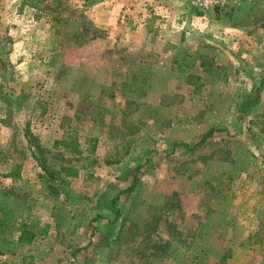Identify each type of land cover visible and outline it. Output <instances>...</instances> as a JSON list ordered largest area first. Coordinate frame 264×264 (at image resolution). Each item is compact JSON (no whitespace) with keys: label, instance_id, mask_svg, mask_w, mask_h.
I'll return each instance as SVG.
<instances>
[{"label":"rangeland","instance_id":"obj_1","mask_svg":"<svg viewBox=\"0 0 264 264\" xmlns=\"http://www.w3.org/2000/svg\"><path fill=\"white\" fill-rule=\"evenodd\" d=\"M24 1L0 0V207L39 235L0 264H264V88L238 120L264 70V0L210 11L175 0L245 26L157 67L86 26L74 0ZM177 55L225 72L188 84ZM146 72L141 93L130 77ZM212 128L224 131L195 147ZM68 135L82 155L54 147ZM46 172L62 178L56 196Z\"/></svg>","mask_w":264,"mask_h":264},{"label":"crops","instance_id":"obj_2","mask_svg":"<svg viewBox=\"0 0 264 264\" xmlns=\"http://www.w3.org/2000/svg\"><path fill=\"white\" fill-rule=\"evenodd\" d=\"M252 1L255 0H244L248 7H252ZM74 2L78 4L77 7L85 8L79 18H82L86 26L101 31L105 38L117 42L122 48L134 51L139 62L144 60L142 58L152 59V63H156L154 67L163 63L167 55L185 50L199 53L211 49V46L223 47L226 41L216 39L218 32L234 33L235 27L245 26L241 23L236 26L228 23L230 25L227 26L221 16L189 10L175 0ZM126 15L127 18H124ZM232 22H237V19ZM158 42L163 43L160 50L155 51L153 44ZM192 70L197 77L203 73L199 60L196 59Z\"/></svg>","mask_w":264,"mask_h":264},{"label":"trees","instance_id":"obj_3","mask_svg":"<svg viewBox=\"0 0 264 264\" xmlns=\"http://www.w3.org/2000/svg\"><path fill=\"white\" fill-rule=\"evenodd\" d=\"M27 1H24V5L35 8L37 5L31 4ZM223 10V9H222ZM172 65L176 66V69L180 73H189L195 65L196 58L189 56H174L171 61ZM199 66L202 68V71L208 74L213 79L219 78V76L225 72L224 68H218L213 66L211 59L206 57H200ZM149 72V71H148ZM149 77L146 72L144 76L138 79L137 74H132L130 77V82L132 84L141 87V93L148 88L147 78ZM199 77L188 75L187 83L190 84L193 80H197ZM125 85V83L123 84ZM129 85V84H126ZM264 88V70L261 72L259 80L253 85L252 90L240 101L238 106V120L246 117L252 108L255 106L257 101L260 99V93ZM140 90V88H138ZM138 90V91H139ZM133 91V90H131ZM137 94L138 97H143V94ZM264 118V114L262 115ZM222 129H209L204 132L200 140L195 144V147L200 146L206 143L208 140L213 138L217 133L223 132ZM261 133L264 136V126L261 128ZM264 145V142H263ZM62 146L65 151H70L74 155H82L83 151L79 149V143L71 136L68 135L65 139L54 142V147ZM97 139L90 138L88 141V147L85 151L88 155H93L96 152ZM122 156H126L129 153V145L122 146ZM120 156L113 161V164L120 163ZM138 169V168H137ZM47 171V170H46ZM60 174L66 178H75L78 176V169L74 166H62L60 168ZM47 181L49 182L48 189L52 195L56 196L59 193L58 187L53 183L56 180L62 182V178H55L53 173L46 172ZM138 185L137 178L134 177L131 184L123 190V193H132ZM118 196L112 199L111 203L113 206L116 203ZM115 214H118V210H115ZM39 235V231L30 223L24 222L22 220L15 219L13 211L9 208L0 207V256L4 255H14L19 248L24 246H30Z\"/></svg>","mask_w":264,"mask_h":264},{"label":"built area","instance_id":"obj_4","mask_svg":"<svg viewBox=\"0 0 264 264\" xmlns=\"http://www.w3.org/2000/svg\"><path fill=\"white\" fill-rule=\"evenodd\" d=\"M192 7L201 11H210L213 9H224L231 1L232 5H239V0H188Z\"/></svg>","mask_w":264,"mask_h":264}]
</instances>
